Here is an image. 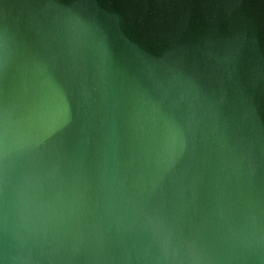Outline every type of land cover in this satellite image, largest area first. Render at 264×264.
<instances>
[{
    "label": "water",
    "instance_id": "obj_1",
    "mask_svg": "<svg viewBox=\"0 0 264 264\" xmlns=\"http://www.w3.org/2000/svg\"><path fill=\"white\" fill-rule=\"evenodd\" d=\"M45 138L88 191L37 241L13 189ZM0 186V264H158L148 217L182 246L223 235L264 192V0H0Z\"/></svg>",
    "mask_w": 264,
    "mask_h": 264
},
{
    "label": "clouds",
    "instance_id": "obj_2",
    "mask_svg": "<svg viewBox=\"0 0 264 264\" xmlns=\"http://www.w3.org/2000/svg\"><path fill=\"white\" fill-rule=\"evenodd\" d=\"M71 29L75 38L82 37L86 27L79 17L72 18ZM23 148L30 169L25 170L23 179L14 187L16 207L20 213L22 227L37 241L46 236L51 225L63 222L86 206L87 185L79 179L68 186L62 175L61 149L49 138L36 142L24 141ZM168 164L158 171L151 182V188L143 185L142 195L153 196L157 188L165 182V173L175 163L174 150L166 151ZM3 187L0 186V194ZM133 224L136 222L133 221ZM140 227L152 235L161 237V249L155 260L158 264H168L175 260L184 264L181 248H187L189 264H232L240 256L242 248L251 249L264 245V192L249 194L242 202L239 220L229 224L227 231L212 241L188 242L180 245L172 240L171 228H165L163 220L148 217Z\"/></svg>",
    "mask_w": 264,
    "mask_h": 264
}]
</instances>
